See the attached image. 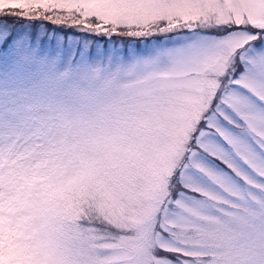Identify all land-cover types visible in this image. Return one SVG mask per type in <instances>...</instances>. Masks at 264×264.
<instances>
[{
    "label": "snow or ice",
    "instance_id": "snow-or-ice-1",
    "mask_svg": "<svg viewBox=\"0 0 264 264\" xmlns=\"http://www.w3.org/2000/svg\"><path fill=\"white\" fill-rule=\"evenodd\" d=\"M0 264H264V0H0Z\"/></svg>",
    "mask_w": 264,
    "mask_h": 264
}]
</instances>
